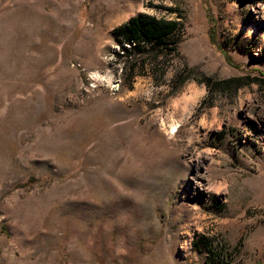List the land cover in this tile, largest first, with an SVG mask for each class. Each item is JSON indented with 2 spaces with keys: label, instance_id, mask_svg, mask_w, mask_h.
<instances>
[{
  "label": "rangeland",
  "instance_id": "374dc122",
  "mask_svg": "<svg viewBox=\"0 0 264 264\" xmlns=\"http://www.w3.org/2000/svg\"><path fill=\"white\" fill-rule=\"evenodd\" d=\"M0 264H264V0H0Z\"/></svg>",
  "mask_w": 264,
  "mask_h": 264
},
{
  "label": "trees",
  "instance_id": "16d2710c",
  "mask_svg": "<svg viewBox=\"0 0 264 264\" xmlns=\"http://www.w3.org/2000/svg\"><path fill=\"white\" fill-rule=\"evenodd\" d=\"M179 26L176 21L160 20L147 16L131 18L125 24L119 26L115 34L122 52L119 54L120 58L123 59L122 82H125L126 79L130 82L134 74L135 65H126V63H129L128 53L136 52L140 56H149L153 59V62L158 57H168L174 54L179 39ZM137 67L144 70L145 65L141 61ZM233 82L234 80L230 79L224 81V84L227 88H232L231 84ZM206 84H208V80Z\"/></svg>",
  "mask_w": 264,
  "mask_h": 264
},
{
  "label": "bare ground",
  "instance_id": "6f19581e",
  "mask_svg": "<svg viewBox=\"0 0 264 264\" xmlns=\"http://www.w3.org/2000/svg\"><path fill=\"white\" fill-rule=\"evenodd\" d=\"M140 2V1H139ZM112 4V3H111ZM117 8V7H116Z\"/></svg>",
  "mask_w": 264,
  "mask_h": 264
}]
</instances>
